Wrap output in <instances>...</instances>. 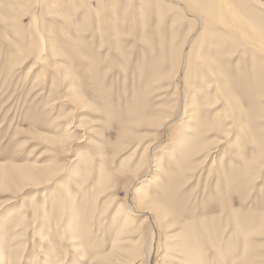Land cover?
I'll return each mask as SVG.
<instances>
[{
  "label": "rangeland",
  "instance_id": "rangeland-1",
  "mask_svg": "<svg viewBox=\"0 0 264 264\" xmlns=\"http://www.w3.org/2000/svg\"><path fill=\"white\" fill-rule=\"evenodd\" d=\"M149 255L264 264V10L0 0V264Z\"/></svg>",
  "mask_w": 264,
  "mask_h": 264
},
{
  "label": "bare ground",
  "instance_id": "bare-ground-1",
  "mask_svg": "<svg viewBox=\"0 0 264 264\" xmlns=\"http://www.w3.org/2000/svg\"><path fill=\"white\" fill-rule=\"evenodd\" d=\"M245 1H246V3H247L250 7H252V8H255V7H256V8L258 9V8L260 7L261 9L264 10V0H254L255 4L252 3V0H248V1L245 0ZM214 15H215V14H214ZM239 25H240V24H239ZM66 135H67V134H66ZM69 135H70V134H69ZM70 137H71V136H70ZM70 137H68V138L71 139L72 137H71V138H70ZM63 141H67V140H63V139H62V142H63ZM20 175H21V177H22L24 180H25V179H28L29 176H32V174H29L28 172H25V173L22 172ZM137 193H138L139 195H138ZM137 193H136L137 196H142V195H141L142 192H138V191H137ZM136 212H139V211L137 210ZM145 213L149 214V212H147V211H144V214H145ZM130 215H131V216H130ZM130 215H127V220L124 219V221H123V222H124V225H123V227H122V229H121V230H122L121 233L126 232V231L130 228L129 225H127V224H128L129 221L131 220V217H133V216L135 215V214H134V211H133L132 209H131V214H130ZM129 219H130V220H129ZM74 249H75V247H74ZM76 249H79V248L76 247ZM4 260H5V259H4ZM95 264H105V263H103L102 261L99 262V261L97 260V262H96ZM148 264H151V256H150V255H149V263H148Z\"/></svg>",
  "mask_w": 264,
  "mask_h": 264
}]
</instances>
